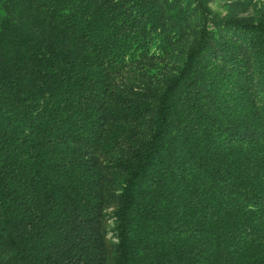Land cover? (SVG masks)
Wrapping results in <instances>:
<instances>
[{
	"label": "trees",
	"instance_id": "16d2710c",
	"mask_svg": "<svg viewBox=\"0 0 264 264\" xmlns=\"http://www.w3.org/2000/svg\"><path fill=\"white\" fill-rule=\"evenodd\" d=\"M0 264H264V0H0Z\"/></svg>",
	"mask_w": 264,
	"mask_h": 264
},
{
	"label": "rangeland",
	"instance_id": "374dc122",
	"mask_svg": "<svg viewBox=\"0 0 264 264\" xmlns=\"http://www.w3.org/2000/svg\"><path fill=\"white\" fill-rule=\"evenodd\" d=\"M213 5H215V4L213 3Z\"/></svg>",
	"mask_w": 264,
	"mask_h": 264
}]
</instances>
